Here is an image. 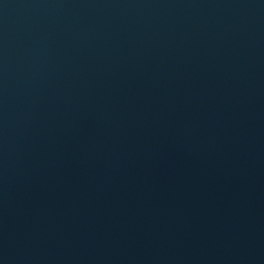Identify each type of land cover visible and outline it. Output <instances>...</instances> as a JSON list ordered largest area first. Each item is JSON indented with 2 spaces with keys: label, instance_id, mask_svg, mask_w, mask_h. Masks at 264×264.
<instances>
[{
  "label": "water",
  "instance_id": "1",
  "mask_svg": "<svg viewBox=\"0 0 264 264\" xmlns=\"http://www.w3.org/2000/svg\"><path fill=\"white\" fill-rule=\"evenodd\" d=\"M264 122V0H0V264H141Z\"/></svg>",
  "mask_w": 264,
  "mask_h": 264
}]
</instances>
